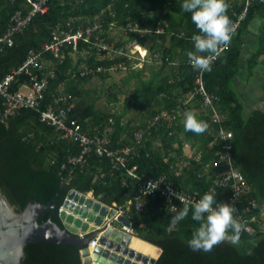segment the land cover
<instances>
[{
  "label": "trees",
  "instance_id": "1",
  "mask_svg": "<svg viewBox=\"0 0 264 264\" xmlns=\"http://www.w3.org/2000/svg\"><path fill=\"white\" fill-rule=\"evenodd\" d=\"M247 1L228 0L234 24L248 6L246 16L213 61L212 70L202 71L193 67L187 55L189 49L195 50L192 36L200 30L191 12L183 10V0H49L48 11L34 16L29 26L16 34L13 46L0 50V81L22 66L31 50H42L56 33L98 25L88 42L82 38L77 45L64 44L62 62L53 54L44 55L49 84L42 109L54 104L57 96L73 97L70 102L75 108L70 119H75L88 136L109 137L113 149L132 148L128 168L136 165L142 177L168 174L177 186L203 195L213 185L210 176L202 172L216 157V148L210 143L215 140L212 129L219 126L209 124L212 109L197 92L196 81L202 76L207 93L217 98L214 106L226 116L224 126L233 132L235 165L250 184V196L260 217L264 211V109L256 108L246 115L234 87L251 26L257 22L258 47L246 59L248 76L252 77L260 64L264 66V0H250L249 5ZM18 9L27 11L29 7L24 6V0H0V37ZM114 28L124 34L118 42L111 36ZM100 41L124 53L100 51L96 46ZM134 44L146 49L151 58L129 57ZM112 71H125L126 85L135 81L121 113L100 109L84 88L95 77L103 81L111 78ZM26 83L30 79L19 75L12 90L18 91ZM117 90L116 85L110 87L108 103L120 102ZM3 109L0 95V186L17 211L34 201L56 204L39 221L51 218L64 228L60 208L72 190L92 194L109 206H123L134 199L137 180L124 168L114 169L110 158L93 153L84 166H74L69 160L82 149L77 142L59 138V132L41 122L35 109H22L8 119L1 115ZM131 110L138 119H126ZM188 110L208 122L205 131L185 129ZM138 131L144 133L141 141L135 139ZM186 144L195 150L191 157L184 153ZM178 171L182 172L180 177L176 176ZM175 213L159 197L149 198L143 211L132 206L127 213L136 235L162 249L155 264H264V231L259 224H255L256 234L242 232L238 239L226 238L210 251L193 250L187 240L200 222L190 212L173 225ZM84 248L49 242L29 244L25 264H83Z\"/></svg>",
  "mask_w": 264,
  "mask_h": 264
},
{
  "label": "built area",
  "instance_id": "2",
  "mask_svg": "<svg viewBox=\"0 0 264 264\" xmlns=\"http://www.w3.org/2000/svg\"><path fill=\"white\" fill-rule=\"evenodd\" d=\"M48 2L49 0H24V6L29 7V10L25 11L23 9H18L13 13L6 33L4 36L0 37L1 51L6 47L13 46L16 34L23 32L24 29L29 26L34 16L38 14L43 15L48 11ZM249 3L250 0L247 1V5H249ZM247 8L248 6L238 17V21L235 22L236 29L240 21L244 20ZM97 29L98 25L93 28H88L87 30L80 27L74 32H66L63 30L60 34L56 33L53 36V39L43 46L42 50H31L23 65L18 69L12 70L9 75L0 81V95L4 99V109L1 115L4 119H8L22 109H35L40 114L41 122L54 127L56 131L59 132V138L70 139L81 146L82 149L79 156L72 157L69 160L72 165L78 166L80 164V166H84L87 157L94 153L98 156L110 158L114 169H126L127 175L133 180H137V189L134 199L128 201L126 205L117 206V204L114 203L116 209L115 218H117V216L127 215V213L131 211L132 206H135V209L138 212L143 211L148 199L153 197L163 199L170 211L176 212L184 203L195 201L202 195L197 191L191 193L180 186H177L168 174H163L158 177H142L138 173V167L136 165L132 168H128L127 163L129 157L132 155V148L113 149L109 137L98 134L92 137L88 136L75 119H70V114L75 108L74 102H70L73 97L69 95L57 96L54 104L50 103L42 109V104L46 99V90L49 84L47 75L44 72V70H47L44 55L47 53L53 54L58 60H60V62H62L64 54L63 46L65 43L69 42L77 45L82 38L88 42L93 32ZM135 45L138 44H134V46ZM96 46L100 51L124 53L123 50L117 51L113 46L101 41L97 42ZM134 46L131 49L130 54H128L129 57L141 60L147 57L146 49H143L146 52L141 55V57L136 55V52H134ZM224 49L225 46L222 47L220 52ZM220 52L216 54L215 59H217ZM139 65H141V63ZM49 73H51V71H49ZM19 75H26L27 78L30 79V83H26L22 86V88H28L29 92L22 91V88L18 91L12 90V84ZM196 82L199 86L197 92L204 96L205 105L210 106L212 109L211 122L209 124L213 123L219 126V129H212V131H214L215 140L210 143L211 148H216V157L213 160V165H211V163H206L204 166V172H202V174L209 175L212 179L213 185L209 190L217 191L218 202L226 201L236 204L239 219L242 223L247 225L246 229H242L241 233H258L259 231L256 229L255 224H259L261 226L260 231H264V211L261 213L260 217L257 215L255 211L256 201L254 197L250 196V184L235 165V160L231 151L233 132L224 126L226 116L214 106V101H216L217 98L207 93L202 76H199ZM61 104L64 105L61 106ZM158 120L159 116L156 117L153 122ZM153 122H151V124H153ZM143 134L142 131L136 132L135 139L141 141ZM181 173V171L176 172V176L180 177ZM101 177L104 176L101 175ZM75 192L78 193L76 190ZM87 197L92 198L95 203L99 201L91 195ZM62 209L63 208H61V210ZM124 229L129 233H133L131 228L124 227ZM99 244L100 237L97 235L91 240L89 247L93 249L99 246Z\"/></svg>",
  "mask_w": 264,
  "mask_h": 264
},
{
  "label": "water",
  "instance_id": "3",
  "mask_svg": "<svg viewBox=\"0 0 264 264\" xmlns=\"http://www.w3.org/2000/svg\"><path fill=\"white\" fill-rule=\"evenodd\" d=\"M74 193L77 192L72 190L69 193L61 208ZM78 194L81 193L78 192ZM97 204L102 207L101 214L105 218V223L78 233L64 221L63 209L60 210V218L64 228L51 218L43 223L39 221L40 217H44L51 209H55L56 204H42L34 201L30 202L24 210L17 211L0 186V264H25L27 246L38 242L73 244L79 248L86 246L81 250L83 264H100L97 262L99 260L107 261L108 264H145V262L141 263L142 251L135 249L126 241L131 237L158 249L159 254L152 259L151 263L155 264L162 249L127 232L124 227L132 228L129 218L123 215L117 216L116 219L115 215L110 217L108 214L111 207L102 201H97ZM117 233L119 236L124 234V240L115 238ZM97 235L100 237V244L92 249L89 244Z\"/></svg>",
  "mask_w": 264,
  "mask_h": 264
},
{
  "label": "clouds",
  "instance_id": "4",
  "mask_svg": "<svg viewBox=\"0 0 264 264\" xmlns=\"http://www.w3.org/2000/svg\"><path fill=\"white\" fill-rule=\"evenodd\" d=\"M182 8L191 12V19L200 30L192 36L195 50L189 49L187 52L190 62L196 69L211 71L216 54L231 41L236 31L228 13V0H183ZM183 122L186 130L196 133L208 128V122L192 110L186 111ZM190 212L192 218L200 222L187 240L193 250L210 251L226 238L238 239L242 229L247 227L239 219L236 204L218 202L215 190L206 191L199 199L184 203L171 217V223H179ZM131 229L134 230L133 227Z\"/></svg>",
  "mask_w": 264,
  "mask_h": 264
},
{
  "label": "rangeland",
  "instance_id": "5",
  "mask_svg": "<svg viewBox=\"0 0 264 264\" xmlns=\"http://www.w3.org/2000/svg\"><path fill=\"white\" fill-rule=\"evenodd\" d=\"M257 24H259V22H257ZM257 24L252 25V29L253 27H256ZM254 31V29H253ZM252 31V32H253ZM251 32V33H252ZM123 33H121L119 30H117L116 28L111 30V36L112 38L118 42L120 40L121 37H123ZM256 36V34H255ZM252 36V37H255ZM258 36V35H257ZM258 47V37L256 39V41H248L247 45L245 44L244 49H243V53H242V65H241V69L239 72V77H241L242 79L248 76V66L246 64V59L248 57H250L249 55H251L252 53H254L257 50ZM144 48L142 46L139 45H135L134 46V52H136V55L140 56L145 54L146 51L143 50ZM150 54L147 53V58L150 59L151 57L149 56ZM263 69V64H260V66L258 67V70H262ZM259 74L256 73V77L258 79H260L262 76H264L263 72H258ZM112 77L103 81L100 78L95 77L94 79H92L87 85H84L85 91H87L89 93V96L92 98L96 99L97 102V106L102 109L103 111H107V112H118L121 113L125 107V100L128 96H130L131 92L133 91L134 87H135V81H132L129 84H124L123 78L126 76V72L125 71H112ZM255 77V81L256 83L254 84V86L251 87V85L249 84L245 89L241 90L240 88L237 89L235 86V82H234V87L237 90L239 97L241 99V101L244 103V107H245V111H246V115H249L251 113V107L248 106V103H253L252 99L253 96H256L252 89L254 90L255 93H258L259 95H261L262 97H264V90L262 86H260L262 83H264L263 80L258 81ZM240 78V80H241ZM247 81V80H246ZM248 82V81H247ZM241 83L242 80H241ZM112 85H116L118 86V93H119V97H120V102L117 104H110L108 103V99H109V89ZM247 85V84H244ZM64 87V86H63ZM263 91L261 93H259V91ZM22 91L24 92H29L28 88H22ZM258 108V106H256ZM137 113H135V111L131 110L130 112H128L126 119H130L135 117L136 119H138V115H136ZM195 150L189 145L186 144L185 148H184V153L187 157H191L193 156ZM95 202V201H94ZM112 208H115L114 205L111 206ZM136 234V233H135Z\"/></svg>",
  "mask_w": 264,
  "mask_h": 264
},
{
  "label": "bare ground",
  "instance_id": "6",
  "mask_svg": "<svg viewBox=\"0 0 264 264\" xmlns=\"http://www.w3.org/2000/svg\"><path fill=\"white\" fill-rule=\"evenodd\" d=\"M101 209L102 207L95 203L92 198H88L84 194L74 193L65 203L62 217L72 230L82 233L84 230L88 231L105 223V218L101 214ZM115 214L116 209L111 208L108 215L111 217ZM116 237H119L120 240H124V234L119 236L117 233L115 235V238ZM126 241L135 249L142 251L141 263L145 262V264H151L152 259H155L159 254L158 249L149 246L148 243H144L141 240L131 237L127 238ZM97 262L100 264H108L107 261L101 262L99 260Z\"/></svg>",
  "mask_w": 264,
  "mask_h": 264
},
{
  "label": "crops",
  "instance_id": "7",
  "mask_svg": "<svg viewBox=\"0 0 264 264\" xmlns=\"http://www.w3.org/2000/svg\"><path fill=\"white\" fill-rule=\"evenodd\" d=\"M253 29H254V31H253ZM253 29H252V27H251V29H250V31L252 32V33H250V36H248V38H247V41H246V45H247V42L250 40V41H256V39H257V35H258V27L256 26V27H253ZM255 34H256V36H255ZM252 36H255V37H252ZM253 54V53H252ZM251 54V55H252ZM251 55H249V56H251ZM258 72H264V66H263V69L260 71V70H258V68L256 69V71H255V74L252 76V77H249V76H247L246 77V80L248 81H246L245 80V78L244 79H242L241 77H239V76H237V78L235 79V86H236V88L237 89H241V90H243V89H245L249 84L251 85V87L252 86H254V84L256 83V81H255V77H256V73L257 74H259ZM240 78H241V80H242V82L243 83H241V80H240ZM256 79L258 80V81H261V80H263L264 81V76H262L260 79H258L257 77H256ZM244 84H247V85H244ZM260 86H262L263 87V89H261V90H264V83H262ZM259 91V93H261V92H263V91ZM252 91H253V93L256 95V96H253V99H252V101H253V103H248V106L249 107H251L252 109L251 110H255L257 107L256 106H258V108H262V109H264V97H262L261 95H259L258 93H255L254 92V90L252 89ZM249 116V115H248ZM130 220V219H129ZM133 227V226H132ZM133 236H135V231L133 230Z\"/></svg>",
  "mask_w": 264,
  "mask_h": 264
}]
</instances>
